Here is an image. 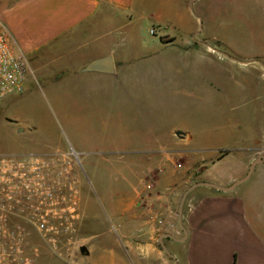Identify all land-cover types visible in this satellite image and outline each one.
<instances>
[{"label": "rangeland", "instance_id": "1", "mask_svg": "<svg viewBox=\"0 0 264 264\" xmlns=\"http://www.w3.org/2000/svg\"><path fill=\"white\" fill-rule=\"evenodd\" d=\"M213 1L212 31L217 37L210 38L202 29V41L210 40L230 56L234 52L245 55V50L264 45V0ZM151 25L140 26L123 42L137 48L130 53L131 68L123 69L124 73L96 79L91 72H75L70 54L57 66L42 64L52 56L49 53L42 58L26 57L31 73L22 91L0 103V153L71 152L78 158L72 165L78 178V222L44 224L41 229L37 224H24L25 264H111L109 254H127L129 245L124 243L135 233L136 224L114 223L113 214L121 209L115 200L129 198L133 175L145 177L146 172L136 165L145 155L142 151H153L152 155L163 151L138 145L164 135L174 125L195 128L198 132L188 148H198L195 152L207 158L215 156L216 149L228 147L220 144L221 138L235 145L225 157L228 163L220 167L224 172L234 169L232 150L245 148L246 161L264 153V143L253 137L259 133L256 128L261 129L255 114L264 109V98L259 92H241L245 81L241 65L228 70L233 100H222L221 87L209 78L206 61L200 59L198 67L185 64L192 60L180 57L177 43L159 46L160 35L171 32ZM151 27L154 34L148 31ZM187 38L178 35L179 41ZM194 94L200 99H193ZM180 110L197 117L178 119ZM215 111L233 112L237 118L233 134L221 137L203 131L214 125L211 115ZM245 142L252 146L249 150ZM129 214L124 215L125 221ZM138 226L139 232L147 229L146 224ZM82 245L91 252L89 256L80 252Z\"/></svg>", "mask_w": 264, "mask_h": 264}, {"label": "crops", "instance_id": "2", "mask_svg": "<svg viewBox=\"0 0 264 264\" xmlns=\"http://www.w3.org/2000/svg\"><path fill=\"white\" fill-rule=\"evenodd\" d=\"M213 2L0 0V22L9 32L11 44L17 53L28 58H42L48 53L52 54L43 61L44 66L59 64L63 57L70 54V63H73L77 72L90 60L111 55L114 62V72L111 74L124 73L123 69L131 68L130 53L137 48L124 46L123 42L140 26L151 22V26L171 32L160 35L159 46L177 43L180 57L186 62L192 60L189 64L185 63L187 65L198 67L200 59L201 63L203 59L206 61V67L210 69L209 78L221 87L222 100H233L228 70L234 65H241L245 70L241 92H259L264 98V45H258L252 51L245 50V55L232 53V56L247 61L240 63L220 53L218 50H222V47L199 38L202 29L210 38L217 37L212 31ZM193 5L195 10H192ZM179 34L188 38L179 41ZM192 36L195 40H191ZM162 60L164 62L165 59ZM91 73L96 79L110 74L96 71ZM195 95H192L193 99H200ZM194 114L180 110L176 116L178 119L196 118ZM255 115L262 124L259 123L261 129L256 128L259 133L252 136L264 143V109ZM211 116L215 118L214 125L203 131L220 134L221 137L233 134L237 118L232 111H215ZM197 132L193 127L174 125L164 135H155L153 141L138 145L143 149L163 151L160 155H152L153 151L150 150L142 151L145 155L136 160V165L146 172L145 177L133 175L129 198L115 200L121 209L120 213L114 212V223L136 224V230L130 235L129 241L124 243L129 245L127 254L115 251L111 255L107 252L111 264H175L160 246L158 238L162 233L177 238L183 236L177 222V208L183 190L194 182L204 181L228 186L244 176L247 171L245 164L249 165L254 160L253 157L245 160V148L232 150L236 155L234 169L224 172L220 167L228 163L225 157L231 151L229 147L235 145L221 138L223 141L220 144L228 147L216 149L215 156H201L195 152L198 148H188L192 146ZM245 145L249 146L247 150L252 147L246 142ZM259 154L262 153L254 155V158ZM206 171H210V174H206ZM127 211L130 214L125 221L123 217ZM138 224H146L147 229L139 232ZM182 224L187 231L185 239H163L178 264H264V161L254 167L246 181L229 191L206 185L193 188L183 205ZM90 254L88 250L87 256Z\"/></svg>", "mask_w": 264, "mask_h": 264}, {"label": "built area", "instance_id": "3", "mask_svg": "<svg viewBox=\"0 0 264 264\" xmlns=\"http://www.w3.org/2000/svg\"><path fill=\"white\" fill-rule=\"evenodd\" d=\"M30 73L26 57L14 50L0 22V103L22 91ZM70 154L0 153V264H25L24 224L41 229L78 222V178L72 167L78 158Z\"/></svg>", "mask_w": 264, "mask_h": 264}, {"label": "water", "instance_id": "4", "mask_svg": "<svg viewBox=\"0 0 264 264\" xmlns=\"http://www.w3.org/2000/svg\"><path fill=\"white\" fill-rule=\"evenodd\" d=\"M216 49V48H214ZM220 53H222L223 55H225L226 57L236 61V62H240V63H246L247 61L245 60H240V59H237V58H234L220 50H218ZM264 67V65H263ZM81 72H92V71H96V72H102V73H113L114 72V62H113V59L111 57V55H105V56H102V57H99V58H96V59H93V60H90L86 65H84L81 69H80ZM176 134L178 135L179 132H176ZM264 161V154H259L257 155L254 160L251 161V163L249 164L248 166V169L246 171V173L244 174V176H242L241 178L235 180L234 182H232L230 185L228 186H221V185H218V184H215V183H212V182H194L192 184H190L186 189L183 190L182 194H181V197H180V200H179V203H178V208H177V222H178V225L179 227L182 229L183 231V236L180 237V238H177V237H174L173 235L169 234V233H162L160 236H159V243H160V246L162 247V249L164 250V252L170 256L173 260H174V263L175 264H178V261L177 259L175 258V256L168 250V248L166 247L163 239L165 237H169V238H172L176 241H182L183 239L186 238V235H187V231L186 229L184 228L183 224H182V212H183V205H184V202H185V199L188 195V193L195 187L197 186H200V185H206V186H210V187H213V188H216V189H219V190H223V191H229L231 189H233L234 187H236L237 185L241 184L242 182L246 181L254 167L259 164V163H262ZM79 250L81 253H84V254H87L88 253V249L86 246L82 245L79 247Z\"/></svg>", "mask_w": 264, "mask_h": 264}, {"label": "flooded vegetation", "instance_id": "5", "mask_svg": "<svg viewBox=\"0 0 264 264\" xmlns=\"http://www.w3.org/2000/svg\"><path fill=\"white\" fill-rule=\"evenodd\" d=\"M11 154H14V153H11ZM21 154H23V153H21Z\"/></svg>", "mask_w": 264, "mask_h": 264}]
</instances>
